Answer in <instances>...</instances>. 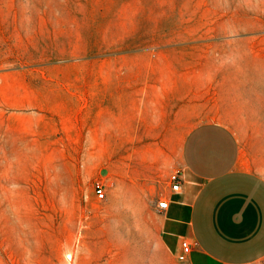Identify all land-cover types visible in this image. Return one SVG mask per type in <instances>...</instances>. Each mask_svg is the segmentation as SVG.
Returning <instances> with one entry per match:
<instances>
[{"label":"rangeland","instance_id":"obj_1","mask_svg":"<svg viewBox=\"0 0 264 264\" xmlns=\"http://www.w3.org/2000/svg\"><path fill=\"white\" fill-rule=\"evenodd\" d=\"M209 121L264 131V0H0V264H121Z\"/></svg>","mask_w":264,"mask_h":264},{"label":"crops","instance_id":"obj_2","mask_svg":"<svg viewBox=\"0 0 264 264\" xmlns=\"http://www.w3.org/2000/svg\"><path fill=\"white\" fill-rule=\"evenodd\" d=\"M180 190L167 210L120 227L121 264H257L264 260V131L242 138L203 122L180 146ZM191 245L184 260L182 244ZM118 247V246H117Z\"/></svg>","mask_w":264,"mask_h":264},{"label":"built area","instance_id":"obj_3","mask_svg":"<svg viewBox=\"0 0 264 264\" xmlns=\"http://www.w3.org/2000/svg\"><path fill=\"white\" fill-rule=\"evenodd\" d=\"M171 189L173 192H178L180 190V176L179 174H176L173 180V184L171 186ZM93 191L95 193V196L98 199H104L105 193H104V185L100 182H95L93 185ZM157 207L159 210L165 211L169 207V201L166 198H160L157 203ZM183 248V255L180 257V260H184L185 257L191 253V245L187 242H184L182 244Z\"/></svg>","mask_w":264,"mask_h":264}]
</instances>
